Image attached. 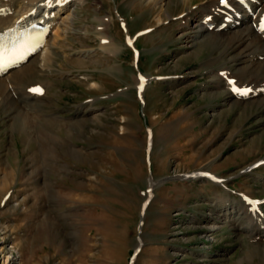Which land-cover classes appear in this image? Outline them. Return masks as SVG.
<instances>
[{
	"label": "rangeland",
	"instance_id": "obj_1",
	"mask_svg": "<svg viewBox=\"0 0 264 264\" xmlns=\"http://www.w3.org/2000/svg\"><path fill=\"white\" fill-rule=\"evenodd\" d=\"M83 2L21 82L50 83L22 105L34 127L0 107V264H264V239L205 226L218 195L264 210V167L242 174L264 166L262 108L205 92L222 45L180 36L176 0L162 24L154 1Z\"/></svg>",
	"mask_w": 264,
	"mask_h": 264
},
{
	"label": "bare ground",
	"instance_id": "obj_2",
	"mask_svg": "<svg viewBox=\"0 0 264 264\" xmlns=\"http://www.w3.org/2000/svg\"><path fill=\"white\" fill-rule=\"evenodd\" d=\"M83 1L0 0V35L13 29L19 30V38L24 33L21 36L22 41L14 47L19 54L35 45L39 31L32 28L38 24L46 28L40 44L22 60L10 64L6 71L0 72V107L12 108L17 116L23 118L26 128L31 129L34 126L32 117L24 107L35 108L40 113L44 111L38 104L44 101L50 83H31L24 89L21 82L28 75H48L47 70L51 69L56 41L60 38V28L64 22L70 21V16L62 18L60 24L58 19L73 2L82 5ZM149 1L161 5L158 16L160 24L164 22L162 15L167 19L173 18L171 14L173 0ZM176 1L187 8L186 10L183 8L184 10L178 14L180 36L195 33L192 38L218 41L223 47L218 57L207 60L205 64L207 71L204 76L208 80L205 92L213 95L215 92L225 91L226 101L230 106L239 105L245 108L257 106L262 108L264 116V0ZM53 28L55 30L51 33ZM10 49L12 47L6 44L0 53L5 56ZM137 82L140 87L141 82L139 80ZM244 90L247 91L246 94H242ZM97 108L99 107L95 103L90 105L91 110ZM262 167L264 166L260 162L257 166L245 168L242 174L249 176ZM6 175L0 182L9 178L14 179V176ZM215 200L219 206L215 213L218 221L207 223L205 226L216 230L221 227L220 224L231 223L237 231H244L253 239H264V210L260 206V201L253 200L247 194H244L241 200H232L223 195H218Z\"/></svg>",
	"mask_w": 264,
	"mask_h": 264
},
{
	"label": "snow or ice",
	"instance_id": "obj_3",
	"mask_svg": "<svg viewBox=\"0 0 264 264\" xmlns=\"http://www.w3.org/2000/svg\"><path fill=\"white\" fill-rule=\"evenodd\" d=\"M8 66H10V62L5 60L3 53H0V72L6 71Z\"/></svg>",
	"mask_w": 264,
	"mask_h": 264
}]
</instances>
